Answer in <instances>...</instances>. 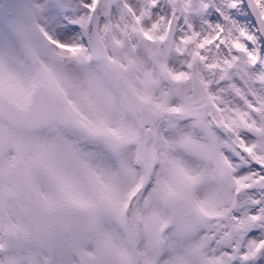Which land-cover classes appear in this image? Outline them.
I'll list each match as a JSON object with an SVG mask.
<instances>
[{
  "label": "snow or ice",
  "instance_id": "obj_1",
  "mask_svg": "<svg viewBox=\"0 0 264 264\" xmlns=\"http://www.w3.org/2000/svg\"><path fill=\"white\" fill-rule=\"evenodd\" d=\"M0 264H264V0H0Z\"/></svg>",
  "mask_w": 264,
  "mask_h": 264
}]
</instances>
